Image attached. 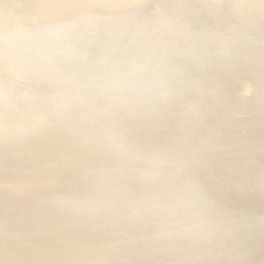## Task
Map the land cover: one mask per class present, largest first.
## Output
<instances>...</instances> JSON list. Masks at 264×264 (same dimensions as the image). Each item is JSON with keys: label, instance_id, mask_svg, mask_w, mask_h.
<instances>
[{"label": "water", "instance_id": "obj_1", "mask_svg": "<svg viewBox=\"0 0 264 264\" xmlns=\"http://www.w3.org/2000/svg\"><path fill=\"white\" fill-rule=\"evenodd\" d=\"M131 16L0 25V62L9 67L0 74V110L17 116L7 126L0 117V141L60 129L99 154L82 193L43 203L74 224L113 231L107 246L157 264H247L251 252L264 251L254 247L264 244V205L211 193L198 166L237 157L264 138L263 120L247 119L252 105L230 106L226 121L206 110L216 71L264 69V15L237 25L219 15L222 28L198 9ZM168 114L181 121L169 146L117 120L129 115L158 128Z\"/></svg>", "mask_w": 264, "mask_h": 264}, {"label": "bare ground", "instance_id": "obj_2", "mask_svg": "<svg viewBox=\"0 0 264 264\" xmlns=\"http://www.w3.org/2000/svg\"><path fill=\"white\" fill-rule=\"evenodd\" d=\"M191 9L209 12L214 16L212 26L222 28L215 17L235 21L234 25L253 21L264 15V0H0V25L48 27L84 13L112 18L146 13L162 18ZM8 72V65L0 62V74ZM214 84L217 93L206 108L211 117L226 121L230 106L243 102L253 106L248 110L249 121L264 122V69L216 71ZM0 117L5 126L17 122L13 113L0 110ZM117 120L165 146L181 128L178 114L164 116L158 128L155 122L129 115H119ZM248 146L234 158L204 160L198 166V179L211 193L264 205V138ZM101 161L99 154L70 140L60 129L0 141V264L159 263L141 252L132 258L130 248L107 246L106 239L113 231L74 224L44 205L43 200L52 194L82 193L85 170ZM262 245L254 247L264 249ZM250 258L247 264H264V251L251 252Z\"/></svg>", "mask_w": 264, "mask_h": 264}]
</instances>
